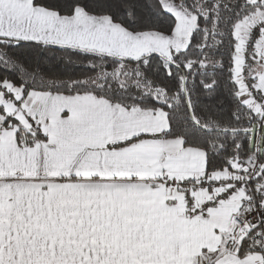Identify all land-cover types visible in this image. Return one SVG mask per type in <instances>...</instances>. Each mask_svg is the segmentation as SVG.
I'll list each match as a JSON object with an SVG mask.
<instances>
[{"label":"snow or ice","instance_id":"1","mask_svg":"<svg viewBox=\"0 0 264 264\" xmlns=\"http://www.w3.org/2000/svg\"><path fill=\"white\" fill-rule=\"evenodd\" d=\"M0 264H264V0H0Z\"/></svg>","mask_w":264,"mask_h":264}]
</instances>
